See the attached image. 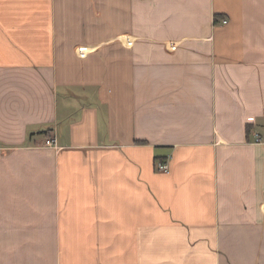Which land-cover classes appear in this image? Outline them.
Here are the masks:
<instances>
[{"label": "crops", "instance_id": "0c3cea01", "mask_svg": "<svg viewBox=\"0 0 264 264\" xmlns=\"http://www.w3.org/2000/svg\"><path fill=\"white\" fill-rule=\"evenodd\" d=\"M0 264H264V0H0Z\"/></svg>", "mask_w": 264, "mask_h": 264}, {"label": "built area", "instance_id": "2783aa9c", "mask_svg": "<svg viewBox=\"0 0 264 264\" xmlns=\"http://www.w3.org/2000/svg\"><path fill=\"white\" fill-rule=\"evenodd\" d=\"M222 23L226 24L227 20H222ZM44 145L48 146V147L54 146V139L53 138H47L44 141ZM155 168H156V171L162 172V173H168L170 171L169 163L166 160L157 161L155 164Z\"/></svg>", "mask_w": 264, "mask_h": 264}]
</instances>
